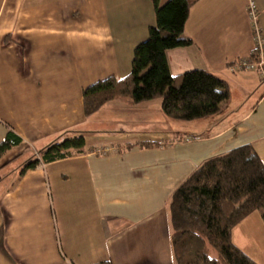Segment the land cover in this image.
Segmentation results:
<instances>
[{
    "label": "crops",
    "instance_id": "obj_1",
    "mask_svg": "<svg viewBox=\"0 0 264 264\" xmlns=\"http://www.w3.org/2000/svg\"><path fill=\"white\" fill-rule=\"evenodd\" d=\"M153 1L0 0V143L21 139L0 158V264H176L175 190L241 145L264 162V77L230 68L255 47L251 1L264 36V0H189L193 43L167 51L170 71L208 70L231 90L218 115L192 126L193 140L165 121L160 100L122 97L86 116L85 87L131 72L134 48L156 22ZM70 129L87 131L84 154L20 173ZM103 146L119 149L94 152ZM233 241L264 264L261 212L235 226Z\"/></svg>",
    "mask_w": 264,
    "mask_h": 264
},
{
    "label": "trees",
    "instance_id": "obj_2",
    "mask_svg": "<svg viewBox=\"0 0 264 264\" xmlns=\"http://www.w3.org/2000/svg\"><path fill=\"white\" fill-rule=\"evenodd\" d=\"M153 3L156 22L134 48L131 72L84 88L87 117L113 100L130 97L136 104L160 100L169 118L193 121L218 115L230 99L228 82L208 70L193 69L177 76L170 71L167 51L193 43L185 35L189 0ZM86 133L79 129L60 133L39 157L27 160L20 173L84 154ZM20 141L10 133L0 143V158ZM169 207L176 264H257L234 243L233 229L255 211L264 219V162L251 144L213 156L175 190Z\"/></svg>",
    "mask_w": 264,
    "mask_h": 264
},
{
    "label": "built area",
    "instance_id": "obj_3",
    "mask_svg": "<svg viewBox=\"0 0 264 264\" xmlns=\"http://www.w3.org/2000/svg\"><path fill=\"white\" fill-rule=\"evenodd\" d=\"M250 16L252 20V26L254 31L255 38V47L247 57H242L235 62H233L230 66L231 70H248L258 72L262 77H264V36L262 27L260 26L258 20V12L257 7L254 1H251L249 4ZM194 136H186L184 137L185 141L193 140ZM118 146H103L97 148L94 152L100 154L111 153L112 151H117Z\"/></svg>",
    "mask_w": 264,
    "mask_h": 264
},
{
    "label": "rangeland",
    "instance_id": "obj_4",
    "mask_svg": "<svg viewBox=\"0 0 264 264\" xmlns=\"http://www.w3.org/2000/svg\"><path fill=\"white\" fill-rule=\"evenodd\" d=\"M233 90L235 91V90H237V89L233 88ZM237 91H239V90H237ZM238 99H239L238 94H237V95H234V96H233V99L229 102V104H230V105H233V104L236 103V101H237V104H239ZM227 102H228V101H227ZM252 103H254V98H253V99H250V98H249V100L246 101V106L248 107V106H249L250 104H252ZM227 112H228V111H227ZM225 113H226V112H225ZM226 117H227V118H225V120L228 119V118H230V117H231V113L228 112V116H226ZM208 118H209V117H208ZM104 119H105L104 116H102V117L100 118V120H104ZM202 119H203V118H202ZM202 119H196V120H193V121H183V120H175V119H171V118H169L168 116L165 117V121L167 120L168 122H172V123H173V126H172V127L175 126V129H177V128H180V129H181V131H182V135H183V136H192V134H191V132H192L191 128H193L192 126L196 127V126L200 125V124L203 122ZM200 120H201V121H200ZM105 121H107V120L105 119ZM101 123H102V122H101ZM103 123H104V122H103ZM105 124H107V123L105 122ZM192 124H193V125H192ZM161 142H163V143H167V141H161ZM99 257H100V258H99ZM98 259H102V256H98ZM96 261H99V260H96ZM92 262H95V261L90 260V263H92ZM96 264H99V263L96 262Z\"/></svg>",
    "mask_w": 264,
    "mask_h": 264
}]
</instances>
